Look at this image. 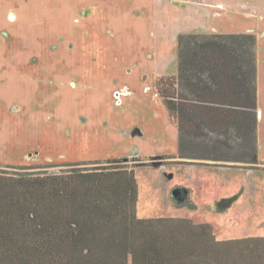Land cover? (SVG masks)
<instances>
[{"label":"rangeland","instance_id":"1","mask_svg":"<svg viewBox=\"0 0 264 264\" xmlns=\"http://www.w3.org/2000/svg\"><path fill=\"white\" fill-rule=\"evenodd\" d=\"M230 5L241 14L257 11L264 19V0H0V171L87 170L115 164L108 159L123 158L122 152L138 155L141 160L132 156L119 164L137 167L148 160L140 155L162 154L170 146L167 141L149 143L147 137L127 132L129 126L138 122L171 123L161 103L153 97L157 91L154 82L160 76L177 74L180 34L206 32L201 26L209 16V7H220L221 13L229 14L233 11ZM229 16L231 28L244 21L242 15ZM217 17L215 23L223 24L222 16ZM80 43L83 45L77 48ZM78 50L85 53L78 63L92 73L97 67L111 72L115 64L118 69L129 65L133 71H122L119 80H128L136 89L133 103L109 109L105 96L91 100L96 92L78 91L72 97L68 113L71 118H63L65 114L51 102L50 93L64 89L65 83L74 87L80 79L53 74L52 68H63L64 60L74 63L73 59L81 56ZM52 60L56 63L49 62ZM108 78L96 85L112 95L111 87L105 85L113 84L114 79ZM90 84L92 81L87 88ZM263 126L264 115L259 126L264 146ZM239 151L238 148L233 154L240 157L243 149ZM180 158L167 156L152 162L180 165L173 180L188 182L198 189L194 190V205L185 203L194 206L195 219L214 223L221 237L264 235L263 163L258 166V162L202 159L206 164L226 162L230 168L220 174L215 172V182H228L235 190L232 196L241 195L230 204L222 202L220 208H212L202 198L213 192H207L205 185L212 179H208V173L214 170L193 165L199 162L194 158ZM147 168L139 169L144 178H149ZM194 179L204 188L198 187ZM242 186L245 190L240 193Z\"/></svg>","mask_w":264,"mask_h":264},{"label":"trees","instance_id":"2","mask_svg":"<svg viewBox=\"0 0 264 264\" xmlns=\"http://www.w3.org/2000/svg\"><path fill=\"white\" fill-rule=\"evenodd\" d=\"M156 88L180 157L258 162L254 32L181 33L178 72ZM127 158L86 171H0V264H264V236L219 239L186 218L136 221L137 179L119 164ZM175 198L193 204L188 188Z\"/></svg>","mask_w":264,"mask_h":264},{"label":"crops","instance_id":"3","mask_svg":"<svg viewBox=\"0 0 264 264\" xmlns=\"http://www.w3.org/2000/svg\"><path fill=\"white\" fill-rule=\"evenodd\" d=\"M224 7V6H223ZM230 8L233 11H230L231 13L226 14L225 12L221 13V9L216 8V9H211L209 7V16L207 17V20L205 23L201 26L202 29H206L207 31L204 33H214V32H254L257 36V99H258V125H257V140H256V147H257V159H258V166H262L264 164V146L261 143V128H259L261 119L263 118L264 115V19L262 16H259L256 13L251 12L249 13H244L241 14V10L238 11L235 9L233 5H230ZM242 15L244 21L242 23H235L236 25L231 28V25L229 24L230 20L227 19V16L229 15ZM217 16H222V22L223 24H218L215 23L216 19H218ZM230 17V16H229ZM256 18V19H254ZM231 19V18H230ZM86 24V23H85ZM221 26V27H220ZM230 26V27H229ZM240 27V28H239ZM82 28V26L80 27ZM199 29V28H197ZM196 30V29H194ZM85 32V31H84ZM87 34V33H86ZM85 34V35H86ZM83 43H80V46L77 48L81 47ZM78 52L81 53V56L79 59H73V62H66L65 60L62 62L64 63V67L60 68L59 65H53L52 71L54 73H61V75L68 77V79H74L78 78L80 79V83L77 84L76 86H70L67 85L66 83L64 84V89H60L58 91H53L50 94L53 95L51 97L53 103L55 105L57 104V108L59 107L62 115H64L63 118H71L70 110H71V101L72 97L80 92H86L91 94L92 92H96L97 95H92L90 98L91 100L94 99H99L102 96H105L106 100H108L107 104L109 105V109L112 108L114 105H119V106H128L129 104L133 103V92L136 91V89H133L131 84L128 83V80H122L120 81L119 78L122 75V71L127 74L129 72H132V68L127 67L120 68L118 69L116 64L113 66L111 72H107L108 69H100V67H97V69L93 70V73L97 71V74H93L91 70L87 68H83L80 66L78 62H80L83 57L85 56V53L81 50ZM50 63H56L53 60L49 61ZM56 75V74H55ZM109 75H114L113 78H108ZM91 76V77H89ZM114 79L113 84H106L105 86L109 88L111 91H113L112 95L109 94V90H104L100 86V84L96 85L97 82L101 83L103 79ZM157 80V79H156ZM156 80L154 82V90L156 88ZM92 81V84H90V88H87V84ZM115 81V82H114ZM114 89V90H113ZM57 92V93H56ZM157 91L154 92V98L161 103L162 108L164 109V112H166L169 116V121L171 123H132L129 127L131 129L127 132H132L133 135H143L147 137V141L149 143H152L155 140L158 141H167L168 146L164 150H162V154L160 155H174L173 157H176L179 155V128L176 123L172 121L170 118V115L162 101L161 96L158 94ZM66 96V99H62L63 96ZM100 95V96H99ZM58 97V99H56ZM50 99V98H49ZM50 99V100H51ZM49 102V101H48ZM54 105V106H55ZM53 106V107H54ZM158 106V105H157ZM56 109V107H54ZM160 108V107H159ZM165 128V131L163 129ZM162 129V131H161ZM264 129V126L262 130ZM164 132V133H163ZM151 139V140H150ZM148 143V144H149ZM147 147V144L146 146ZM155 153V152H152ZM122 156L120 157H132V156H138V155H129L128 152H122ZM111 155H107L106 157H110ZM117 156V155H115ZM151 156H155L154 154H150L147 156H142L140 155L139 157L148 159ZM114 157V156H113ZM119 157V155L117 156ZM182 158V157H181ZM180 158V159H181ZM148 160L144 162H148ZM210 160V159H209ZM199 161V162H198ZM206 160H202L201 158H194V163L193 165H204L206 167H210L212 170H214L212 173H208V183L205 185V187L208 188L207 192H212L211 196L206 194L204 198H202V201H206V203L211 204L212 208H220L221 207V202L224 201L226 204H230L235 200L236 198H240L241 195L237 194L236 196H232V193L234 191L231 189V185L227 184L225 182H220L218 181L217 183L215 182V172L216 173H221L223 171H226L230 167L226 165V162L224 163L225 165H215V164H206L204 162ZM210 162V161H207ZM263 163V164H259ZM182 165H187V164H182ZM190 165V166H193ZM180 166V165H179ZM175 165H168V164H152V165H141L137 167H126L127 169L131 170L134 169V173L137 179L138 183V200H137V205H136V221L138 219L142 220H151V221H160L163 222V224H168V221H163V219H168V218H173V219H192L195 223H209L213 226L214 232L217 235L219 239H228L229 238H234V237H261L264 235H244L240 233L241 236H223L218 235V232L215 230L214 223L211 221L205 220H197L194 218V206L191 207L188 204L178 202L175 198L177 189L179 187H185L190 190V198L193 201L194 205V186L189 185L188 182L185 181H174L175 176L178 172V169H176ZM264 166V165H263ZM148 167V168H147ZM147 168L148 174L147 176L149 178H144V175L140 174L139 169ZM235 168V167H231ZM195 169V168H194ZM235 169H244V167H238ZM248 169H252L248 168ZM88 170V169H87ZM86 171V170H84ZM206 171V168L204 169ZM211 172V170L207 171ZM214 173V174H213ZM143 176V178H141ZM202 178L205 179V175L202 173ZM174 179V180H173ZM198 180V179H197ZM194 179V181L197 182L198 187L204 188V186L200 185V181H197ZM194 185V184H193ZM177 188V189H176ZM242 189V190H241ZM198 190V189H196ZM195 190V191H196ZM245 190V187L242 186L240 188V193ZM225 207V205H224ZM191 211V212H190ZM150 224L151 223H146ZM159 224V223H155ZM182 223H178V226H181ZM154 226V225H153ZM152 229V226H151ZM137 242V241H135Z\"/></svg>","mask_w":264,"mask_h":264},{"label":"built area","instance_id":"4","mask_svg":"<svg viewBox=\"0 0 264 264\" xmlns=\"http://www.w3.org/2000/svg\"><path fill=\"white\" fill-rule=\"evenodd\" d=\"M156 94H158V93H156Z\"/></svg>","mask_w":264,"mask_h":264}]
</instances>
